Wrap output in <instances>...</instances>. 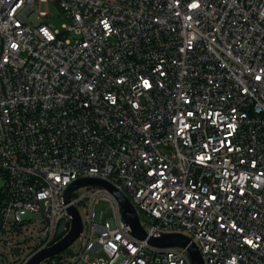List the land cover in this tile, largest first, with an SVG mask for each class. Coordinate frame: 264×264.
Returning a JSON list of instances; mask_svg holds the SVG:
<instances>
[{"label":"built area","instance_id":"built-area-1","mask_svg":"<svg viewBox=\"0 0 264 264\" xmlns=\"http://www.w3.org/2000/svg\"><path fill=\"white\" fill-rule=\"evenodd\" d=\"M51 1L63 31L50 0H0V264L56 244L71 205L78 249L38 264H193L150 242L171 233L204 264H264V0ZM84 177L146 238L106 186L67 203Z\"/></svg>","mask_w":264,"mask_h":264},{"label":"water","instance_id":"water-1","mask_svg":"<svg viewBox=\"0 0 264 264\" xmlns=\"http://www.w3.org/2000/svg\"><path fill=\"white\" fill-rule=\"evenodd\" d=\"M85 184H100L112 190L120 201L123 217L125 221L129 223L130 226L132 227L133 233L139 236L140 238H146L147 233L144 231V229L140 224V219L138 213L136 212L135 207L132 205V203L126 196L120 193L107 180L101 178H94V177L80 178L75 182H73V184H71L66 190L65 201L67 203L70 202V198L73 190ZM69 210L72 216V226L70 231L53 246L43 249L37 254H35L28 262V264H38L43 259L48 258L56 253L65 250L78 238V236L81 234L83 229L82 218L74 205L69 206ZM150 242L159 246H175V245L187 246L192 259V263L204 264L199 249L193 242L190 241L189 237L185 235L177 234V233L164 234L160 237H151Z\"/></svg>","mask_w":264,"mask_h":264},{"label":"rangeland","instance_id":"rangeland-1","mask_svg":"<svg viewBox=\"0 0 264 264\" xmlns=\"http://www.w3.org/2000/svg\"><path fill=\"white\" fill-rule=\"evenodd\" d=\"M48 10H49V15L46 17V21L48 23L53 24L52 27L54 30L63 31L64 25L69 23L68 18L65 17L64 13H62L60 11L59 7L56 4H54V2L51 0L48 4ZM42 20H45V18L42 17ZM31 23H34V22L31 21ZM81 190H83V189H78V192ZM98 206L102 209H106L109 206V204H108V202L101 201ZM84 211L85 210H83V212ZM78 243H79V241H76L71 246V249L74 252L78 249Z\"/></svg>","mask_w":264,"mask_h":264},{"label":"snow or ice","instance_id":"snow-or-ice-1","mask_svg":"<svg viewBox=\"0 0 264 264\" xmlns=\"http://www.w3.org/2000/svg\"><path fill=\"white\" fill-rule=\"evenodd\" d=\"M146 83V85H147V82H145Z\"/></svg>","mask_w":264,"mask_h":264}]
</instances>
